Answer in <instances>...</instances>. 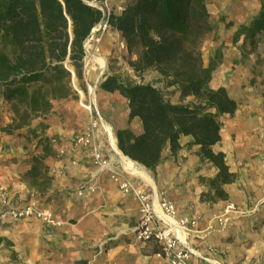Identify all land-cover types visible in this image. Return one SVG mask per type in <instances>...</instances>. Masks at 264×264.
I'll use <instances>...</instances> for the list:
<instances>
[{
  "label": "crops",
  "instance_id": "0c3cea01",
  "mask_svg": "<svg viewBox=\"0 0 264 264\" xmlns=\"http://www.w3.org/2000/svg\"><path fill=\"white\" fill-rule=\"evenodd\" d=\"M123 1L112 0V3L116 6ZM206 1L213 28L202 44L205 62L210 61L218 47L222 51V60L213 65V77L208 85H226L238 100L234 113L222 114V139L214 148L226 152L228 163L239 177L225 185L229 192L227 199L214 202L201 199V192L207 188L201 176L214 175L217 167L212 161L202 159L200 144L193 142L192 134L181 135L182 146L176 152L167 145L156 169L146 167L143 173L146 180L163 188L176 202L179 214L190 213L199 218L200 232L193 238L197 251L192 256L194 264H215L199 253L219 258L224 264H250L252 257H258L254 264H264V95L261 83L264 72L252 82L253 52L245 56L242 53L243 46L252 49L263 45L264 49V32L255 41L247 33L234 40L239 26L252 21L262 8L263 0ZM111 31L126 50L121 31L110 26ZM94 36L92 33L90 39ZM94 65L90 78L96 82L100 68L97 71ZM113 95L126 99L119 91H114ZM0 103V191H8L18 204L36 199L52 209L56 219L52 224L37 217L2 216L0 236L4 239L0 241V264H171L161 253L156 239L134 237L132 227L141 215L139 202L132 194L122 191L107 172L100 173L95 190L78 193V188L88 184L95 175L88 144L74 146L72 143L61 158L46 159L53 173L46 189L41 190L28 180L24 174L30 166L23 162L28 148L14 133L2 129L11 120V106L3 98ZM128 108L127 102L126 112L119 120L109 106H105L117 128L130 126L138 133L143 129L142 122L137 116L130 120ZM97 135L104 152L114 155V145L104 130L99 129ZM60 167L64 168V173L56 171ZM229 201L236 202L237 210L222 223L217 216L224 213ZM3 205L0 198V208ZM107 239L112 250L99 252L98 244Z\"/></svg>",
  "mask_w": 264,
  "mask_h": 264
},
{
  "label": "trees",
  "instance_id": "16d2710c",
  "mask_svg": "<svg viewBox=\"0 0 264 264\" xmlns=\"http://www.w3.org/2000/svg\"><path fill=\"white\" fill-rule=\"evenodd\" d=\"M122 5L120 10L112 9L108 20L121 31L129 66L138 75L155 69L166 86L178 87L180 100L171 99L154 81L137 80L115 70L106 72L98 89L122 93L130 120L137 116L143 125L138 133L130 126L118 127V147L155 170L167 145L176 152L182 146L181 135L192 134L193 142L200 144L202 159L217 167L214 175L201 176L207 185L201 199H227L225 185L237 180L239 173L231 168L226 152L214 144L222 139V114L234 113L238 100L226 85H208L222 51L218 47L205 62L202 44L213 28L207 1L125 0ZM104 17L103 9L91 0H0V98L13 111L4 129L19 128L50 112L55 99L74 95L73 69L77 77H83L86 43ZM263 32L264 0L252 21L239 26L234 40L247 33L255 41ZM252 72L255 82L264 72V53L257 57ZM261 83L264 95V78ZM190 95L193 98L185 101ZM48 143L43 142V151L32 156L33 163L25 172L40 187L52 179L45 163L50 154Z\"/></svg>",
  "mask_w": 264,
  "mask_h": 264
},
{
  "label": "built area",
  "instance_id": "2783aa9c",
  "mask_svg": "<svg viewBox=\"0 0 264 264\" xmlns=\"http://www.w3.org/2000/svg\"><path fill=\"white\" fill-rule=\"evenodd\" d=\"M91 1L98 4L105 13V17L93 30V33L100 32L96 37L100 39L110 27L108 15L114 9V6L112 0ZM115 7L120 10L123 5L119 3ZM89 40L90 38L86 43L87 54L84 64L88 93L83 89L79 91L83 96L82 103L89 112L90 120L85 128L75 132L73 145L88 144L91 147L96 169L92 180L88 184L79 187L78 193L85 194L87 189L95 190L98 186L100 173L107 172L122 191L132 194L139 202L141 215L132 227L134 237L138 240L155 238L161 246V253L168 258L171 264H194L192 256L197 251L193 238L200 232L199 218L190 213L179 214L176 202L165 190L161 189L156 183H150L146 180L143 173L146 166L117 146L114 132L99 107L97 96L99 81L105 72V65L100 63V73L96 82L91 81L88 76L91 74L93 64H95L89 55ZM100 128H103L106 137L113 143L114 155L104 152L97 135ZM60 149L62 153H65L68 147ZM56 171L58 173L65 172L63 167L58 168ZM0 198L4 202V205L0 208V218L9 214L15 218L37 217L46 223H56L53 210L45 207L36 199H28L26 202L18 204L13 202L11 194L5 189H1ZM234 210H237L236 202L229 201L224 208V213L218 215L217 219L223 223ZM98 246L99 252L111 251L113 248L112 244H109V239L101 241ZM199 255L213 261L215 264H224L219 258H213L209 254L199 253Z\"/></svg>",
  "mask_w": 264,
  "mask_h": 264
},
{
  "label": "rangeland",
  "instance_id": "374dc122",
  "mask_svg": "<svg viewBox=\"0 0 264 264\" xmlns=\"http://www.w3.org/2000/svg\"><path fill=\"white\" fill-rule=\"evenodd\" d=\"M113 6L115 7V4H113ZM99 33L100 32L95 33V36L89 40L88 46L90 49L89 55L91 57V60L95 62L94 66H97V71L100 68L98 67L100 65V62L94 58L93 53H100L105 56V72L101 76V78L105 77L106 72L115 70L124 75L129 74L130 77L137 80L154 81L165 89L171 99H180V90L178 89V87L176 85L166 86L163 83V80H159L160 74L155 69L147 70L142 75H138L133 71V69L129 66L128 62L125 59L127 51L124 50V47L120 44L118 36L113 31L109 32L108 28L101 36V38L97 39L96 37L99 35ZM262 46L260 45V47L257 46L256 48L252 49H248L247 47L243 46L244 48L242 49V53L244 56L247 53H250V51L253 52L254 63L252 65L256 63L257 57L260 54H263L264 49ZM88 76L90 78L91 74H89ZM90 80L92 81L91 78ZM72 84L76 90L74 95L62 99H55L53 101V107L50 112L40 116H35L30 122L25 123L23 126L15 128L12 131H8L4 128L12 121L13 111L11 109V120L7 124L2 126L3 130L14 133L15 137L19 138L21 142L24 143L25 147L28 148V150L24 153L27 155L23 157V162L27 163L29 166H31V164L33 163L32 156L37 152L43 151L42 144L46 141L49 142L48 144L50 145V154L46 157V159L48 157L54 159L61 158L64 153L61 152L60 148L66 146L68 148H71L74 141L75 132L77 130L85 128V126L89 122L90 115L82 103L83 96L79 91L80 89H83L86 93H88V85L85 79V73L83 72V77L79 78L76 76L73 69ZM113 93L114 91H108L100 88L97 91V96L99 107L100 109L102 108L101 111L109 121V124L111 125L114 133H116L117 127L112 121V117L110 116L111 114H108L106 112L105 106H109L116 119L122 120L123 112H126L127 99H120L119 97H115ZM192 98L193 96L190 95L185 99V101H188ZM104 101L105 103H103ZM1 104L2 103H0V105ZM3 115H5V112L3 113ZM101 129L103 130V128H100V130ZM47 166L49 168V174L53 177L50 166L48 164ZM93 167L96 169L94 163ZM24 176L33 183V177L26 176L25 174ZM38 187L41 188V190L46 189V186ZM257 259L258 257L250 258V264L256 263Z\"/></svg>",
  "mask_w": 264,
  "mask_h": 264
},
{
  "label": "bare ground",
  "instance_id": "6f19581e",
  "mask_svg": "<svg viewBox=\"0 0 264 264\" xmlns=\"http://www.w3.org/2000/svg\"><path fill=\"white\" fill-rule=\"evenodd\" d=\"M93 56L96 60H98L102 65H105L106 59L103 54L100 53H93ZM95 74V71L93 72Z\"/></svg>",
  "mask_w": 264,
  "mask_h": 264
}]
</instances>
